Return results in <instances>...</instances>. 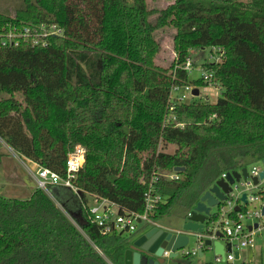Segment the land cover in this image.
Returning a JSON list of instances; mask_svg holds the SVG:
<instances>
[{
	"label": "trees",
	"instance_id": "1",
	"mask_svg": "<svg viewBox=\"0 0 264 264\" xmlns=\"http://www.w3.org/2000/svg\"><path fill=\"white\" fill-rule=\"evenodd\" d=\"M24 1L47 17L34 19L25 4L0 16V31L55 22L63 33L46 45L0 42V137L62 176L76 145L85 160L78 194L66 186L54 187V198L39 187L27 198L0 194V264H132L139 230L103 234L84 207L90 197L142 213L158 175L157 221L195 206L223 172L264 158V0H174L160 9L147 0ZM165 27L176 30L169 67L155 63V32ZM205 47L222 50L202 66L221 96L172 103L174 86L207 84L185 68L190 50ZM167 144L176 151L161 150ZM180 166L177 179L162 173Z\"/></svg>",
	"mask_w": 264,
	"mask_h": 264
},
{
	"label": "built area",
	"instance_id": "2",
	"mask_svg": "<svg viewBox=\"0 0 264 264\" xmlns=\"http://www.w3.org/2000/svg\"><path fill=\"white\" fill-rule=\"evenodd\" d=\"M12 17H14V15H11L9 18ZM62 33L63 29L55 22H43L37 26L27 25L22 28L10 26L7 30H5L4 25L0 31V42L2 46H18L22 40L25 42L28 41L32 45H46L49 36H59L62 35ZM214 49L220 50L222 52L221 48ZM192 65L193 63L189 59L185 64V68L189 70ZM201 70L202 77L205 78L207 83L214 82L217 84L215 81H213V75L211 72H205L203 68ZM192 86L194 85H176L173 87V90L183 87L186 90L192 89L193 94L194 88H192ZM193 96L195 95L193 94ZM183 98H185L184 94L181 96L180 101H182ZM172 108L173 106L171 105V109ZM170 120L176 121V116L174 114L169 115L167 117V122ZM84 160V149L80 145H76L75 148L68 154L66 161V174L64 176L48 167L41 166L37 163L38 166L35 176L38 187L47 189L50 185L60 184L71 188L75 193L78 194L79 189L74 184V179L76 178L80 167L83 165ZM262 160L263 159H260L259 161L262 163ZM262 169L263 164L262 166H253L251 170L248 169L249 176H259ZM226 172L227 171L223 172L219 178L226 177ZM179 177V172L175 171L174 169L172 174L167 178L177 179ZM158 178L159 177L157 175L150 184L149 192L146 194V206L144 212H126L124 214H120L116 203L106 198L98 199L95 197L93 198L95 200L94 204L90 205L88 203H84V207L89 212L90 220L99 226L103 234H112L113 232L121 231L134 232L137 230L135 223L137 221H143L146 224L157 225V221L151 216L155 211L156 205L163 201L161 194L156 192V187L154 186V182H156ZM251 186L254 188H261V186H263L259 193L250 192L249 189L246 190L248 199L247 203L259 201L261 202L260 207L253 211L246 210L244 204L247 203H244L240 199L243 191L235 193V190H232L227 195V198L222 200L217 205L219 206L218 213L212 214L211 218L205 222V227L202 232L179 229V232L181 233L196 237V241L191 247V251H185V249H183V255L189 256L192 253L197 254L199 249L204 250L206 248L205 240L207 238L212 240L218 239V231L222 233V239L224 242L231 243V251L225 253V260H223L220 254H217L215 257L216 262L225 261L226 264H235L237 261L235 251L239 252L240 258L242 256L241 251L245 248L250 249V251L254 253H262L263 248L261 243L258 242V236L261 234V232H263V227L260 226V224H258V227H255L254 224H245L243 221L246 219L250 220L253 218H262L264 216L262 213V208L264 206V178L259 179V182L256 185ZM237 206H239V209H236ZM193 208L194 207L187 209L185 212V217L187 219L192 215ZM216 218H219L220 220L217 221ZM216 222L217 225L215 226ZM219 226L221 228H219ZM250 226H252V229H250ZM164 254L167 255L168 251H165Z\"/></svg>",
	"mask_w": 264,
	"mask_h": 264
},
{
	"label": "rangeland",
	"instance_id": "3",
	"mask_svg": "<svg viewBox=\"0 0 264 264\" xmlns=\"http://www.w3.org/2000/svg\"><path fill=\"white\" fill-rule=\"evenodd\" d=\"M130 3L133 0H129ZM174 2V0H147V4L150 8H165L170 3ZM29 5L32 8V17L34 19L47 17V13L44 9L38 10L34 8L33 4L30 1L24 0H0V16L9 18L11 15H14L17 8L24 7V5ZM49 16V15H48ZM153 19L155 16L152 17ZM176 30L173 27H165L164 29H159L155 32V37L160 44V50L155 57V63L157 65L163 67H169L174 60L175 52H174V35ZM190 61L193 65L189 68V77L191 80H196L202 76V66L204 63H212L219 61L220 55L218 50H212L211 47L205 48H194L190 50ZM192 88H198L199 95L193 96L192 89L186 90L181 87L179 89H174L171 95V102L175 103L180 101L181 96L184 94L185 98L182 101L190 102L193 99L198 101H209L216 102L219 96L222 94V89L220 85L214 82H208L205 85L201 86H192ZM0 152H3V168L4 172L2 173V177L0 178V194L10 197H18V198H27L30 196L32 191L38 187L37 182H33L32 179L27 177V175L23 174L22 168L18 162V155L16 156L14 151H12L8 146H6V142L0 138ZM177 149V146L173 144H167L161 147V150L174 153ZM8 153V154H7ZM18 153V152H17ZM262 166V163L257 159H247L245 161V166L251 170L253 166ZM174 170H163L162 173L165 174L166 177L172 174ZM8 182V183H7ZM5 185V186H4ZM263 186H261L262 188ZM261 188H254L251 186H240L239 189H235V193L250 190L253 193H259ZM48 193L54 194L53 188L48 186L47 189H44ZM50 195V194H49ZM53 197V196H52ZM54 198V197H53ZM57 202V201H56ZM90 203L94 204V200L90 199ZM57 204L63 209L64 207L57 202ZM261 205L259 201H252L247 204H244L246 210L253 211L258 209ZM219 211V206H215L212 209V213L216 214ZM69 217L70 214L68 211H65ZM185 210L181 207L174 208L170 214H167L160 219L157 220V225L163 228H175L179 223V229L184 223ZM72 218V216H71ZM73 219V218H72ZM217 221L220 220L216 218ZM74 221V219H73ZM75 222V221H74ZM245 224H260L262 226L263 232L258 236V242L261 243L263 248V253H254L250 251V249L245 248L241 251L242 256L237 259V261H246L254 264H264V216L262 218H253L250 220H244ZM77 223V222H75ZM137 226V230H140L146 224L143 221L135 222ZM78 225V224H77ZM217 222L215 223V226ZM79 226V225H78ZM219 228H221L219 226ZM126 233H128L126 231ZM132 239V238H131ZM185 251H191V247L186 246ZM215 253L213 250L206 248L204 249L203 255L190 254L186 257V260L193 262L194 264H205L207 262H214L215 264H226L225 261L216 262L215 261Z\"/></svg>",
	"mask_w": 264,
	"mask_h": 264
},
{
	"label": "water",
	"instance_id": "4",
	"mask_svg": "<svg viewBox=\"0 0 264 264\" xmlns=\"http://www.w3.org/2000/svg\"><path fill=\"white\" fill-rule=\"evenodd\" d=\"M194 95H199L198 88L193 89ZM263 169L259 176H249L246 166L238 170L226 172V177L218 178L215 183L200 197L199 201L193 206L192 215L187 219L185 216L184 223L180 227L183 230H193L202 232L205 222L212 216V209L227 195L240 186L256 185L259 179L264 178V158L262 160ZM184 167H176L175 171L181 172ZM251 178V179H250ZM252 187V186H251ZM240 199L247 203V191H243ZM239 209V206L236 207ZM264 214V206L262 208ZM258 227V223L254 225ZM252 229V226H250ZM218 239L205 240L206 248L214 251L215 255L220 254L225 260V253L231 251V243L224 242L222 233L217 232ZM196 237L179 232V223L175 228H163L159 225L145 224L131 239L129 248L132 251V264H182L185 260L183 249L186 246L192 247ZM168 251L165 255L164 252ZM204 250L199 249V255H203ZM235 256L239 258V252L235 251Z\"/></svg>",
	"mask_w": 264,
	"mask_h": 264
},
{
	"label": "crops",
	"instance_id": "5",
	"mask_svg": "<svg viewBox=\"0 0 264 264\" xmlns=\"http://www.w3.org/2000/svg\"><path fill=\"white\" fill-rule=\"evenodd\" d=\"M1 138V137H0ZM2 139V138H1ZM1 143V142H0ZM6 146H8L12 151H14L15 155L17 156L18 155V162H19V165L20 167L22 168V171H23V174L24 175H27V177H29L30 179L33 180V182L36 183V176H35V172H36V169H37V166L38 164L24 156H22L21 154L17 153V151H15L12 147H10L7 143H6ZM3 153V152H2ZM8 154V153H7ZM4 157V156H3ZM3 157H2V160L0 161V176L2 177V173L5 171L4 168H3ZM0 177V178H1ZM8 183V182H7ZM5 186V185H4ZM63 187V185L61 186L60 184H53V185H50L49 187L50 188H54V187ZM57 188V187H56ZM58 189V188H57ZM59 191V189H58ZM51 196H53L52 193H49ZM62 194V192H61ZM64 195V194H63ZM61 195V197H64L63 199H65L66 197ZM90 199H93V198H89V201H88V204L91 205L90 203ZM62 200V199H61ZM94 200V199H93ZM57 202H60L59 200L56 199ZM95 201V200H94ZM66 203V202H65ZM62 206L64 205L63 203H60ZM71 205V204H70ZM74 207V204L72 205ZM206 249V248H205ZM262 253H263V250H262ZM261 253V255H262ZM242 254V253H241ZM182 264H186L185 261H182Z\"/></svg>",
	"mask_w": 264,
	"mask_h": 264
}]
</instances>
